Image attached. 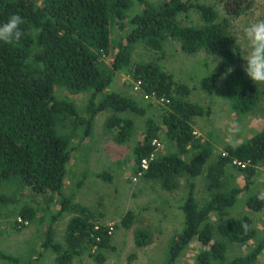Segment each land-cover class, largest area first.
<instances>
[{
    "label": "trees",
    "instance_id": "1",
    "mask_svg": "<svg viewBox=\"0 0 264 264\" xmlns=\"http://www.w3.org/2000/svg\"><path fill=\"white\" fill-rule=\"evenodd\" d=\"M224 1L230 16H238L252 5V0ZM194 12L199 13L201 25L180 22L181 14L191 18ZM14 13L21 15L25 23L19 40L0 43V183L20 180L41 199L46 212L56 196H61L60 209L51 214L39 256L52 249L57 253V264H72L76 256L87 250L99 253L109 247L111 227L98 224L88 206L63 193L73 142L71 135L60 132L59 127L64 123L81 129V139H87L93 136L96 116L108 110L115 113L107 121L114 141L128 142L135 125L131 115L145 116L147 109L131 96L105 92L116 75L128 69L145 94L164 104L158 119H147L144 138L135 145L137 168L142 159L156 154L140 178L159 181L170 191L178 188L181 174L192 179L181 206V229L170 244L168 264H175L194 241L204 247L197 256V264H261L264 237L246 255L230 260L227 256L230 244L245 245L259 233L256 223L264 219L260 192L250 196L249 211L242 217L215 223L212 216L233 207L238 195L257 183V166L264 162V126L246 141L227 146V151L213 162L211 144H205L187 160L183 155L196 138L193 119L210 114V109L189 101L190 86L167 70L158 58L134 61L140 44L164 58L169 40L177 41L181 50L190 55L202 51L216 55L220 58L218 68L201 79L202 90L213 95L221 85L237 115L250 113L260 102V90L239 65L242 51L231 33L230 18L221 20L214 6L199 0H0V22ZM116 32L118 38H114ZM109 57L113 58L111 62L106 61ZM61 90L90 94V99L80 106L73 98L61 95ZM155 140L171 144L174 150L159 154ZM236 159L248 165L235 166ZM230 167L244 175L243 188L223 190ZM97 174L106 181L110 178L106 172ZM202 175L212 193L199 203L195 181ZM21 198L22 194H1L0 203L16 204ZM65 212L73 214L66 242H56L53 226ZM18 213L15 227L22 229L36 218L38 210L23 205ZM134 217L135 212L129 210L122 225L131 227ZM150 240L147 231L137 233L139 247L151 243ZM97 256L104 261L102 254ZM0 260L36 264L33 260L23 262V256L1 249Z\"/></svg>",
    "mask_w": 264,
    "mask_h": 264
},
{
    "label": "rangeland",
    "instance_id": "2",
    "mask_svg": "<svg viewBox=\"0 0 264 264\" xmlns=\"http://www.w3.org/2000/svg\"><path fill=\"white\" fill-rule=\"evenodd\" d=\"M199 1L214 6L219 11L221 20L230 18L231 33L235 35L236 44L243 54L244 29L250 23L264 20V0H252L250 9L238 16H230L227 13L224 0ZM179 19L185 25L203 23L198 12H194L191 18L181 14ZM116 34L117 32L115 37L113 35L114 38H118ZM165 49V57L159 58L145 44H140L134 53V61L139 63L158 58L157 60L167 70L190 86L189 101L210 109V114L193 119L196 138L189 146V152L183 155L185 159H192L205 144H211L213 162L219 154L227 151V146L246 141L264 126V83L255 84L250 79L260 90V102L252 112L237 115L232 110L230 101L224 97L221 85L216 87L213 95H208L201 88V79L218 68L220 61L218 56L204 51L193 55L187 54L181 50L179 43L173 40L166 43ZM112 59L109 57L106 61L111 62ZM239 65L244 68V61L241 60ZM109 91L133 97L147 109V113L145 116L131 115L135 122L134 130L132 137L125 144L114 141L107 121L115 113L108 110L96 116L93 136L87 139H81V132H79L81 129L75 130L71 125H64V123L59 127L60 132L71 135L73 142L63 193L88 206L95 214L94 220L98 224H106L114 228L109 247L101 249L99 253L94 252L95 249L87 250L82 255L76 256L72 264H168L170 244L175 234L180 231L182 222L176 214H173L172 219L168 216L166 219L163 212L164 205L171 202L173 205H180L182 209L181 206L186 199L192 179L188 180L186 175L181 174L178 178V188L171 191L164 189L159 181H147L143 177L137 181L132 180L137 168L134 159L135 145L144 138L147 119H158L161 115V106L164 104L155 97L145 94L139 84L133 81L128 69L116 75L111 84L106 87L105 92ZM59 93L73 98L80 106H85L90 99V94H71L64 90ZM157 147L161 155L174 150L171 144L160 140H157ZM257 167L258 173L255 177L258 180L257 183L238 195L239 199L237 197L233 207L215 214L212 218L213 222L217 223L224 218L242 217L249 211L250 196L264 192V162ZM101 172L108 173L109 180L99 177L97 173ZM195 182L198 201L203 203L210 197L212 191L208 188L204 175L198 177ZM245 183V177L239 169L230 167L224 178L223 190L226 191L235 186L243 188ZM1 194H22V201L16 204L0 203V249L10 254L23 256V262L33 260L36 264H57V253L52 249H46L40 256L39 251L42 250V242L51 224V214L60 209L61 196H56V200L50 204V211L46 212L41 199L18 179L0 183ZM23 205L37 208L38 214L22 229H16L18 210ZM129 210L135 212V217L131 227L127 228L122 225V219ZM72 217L71 212H65L54 224V241L66 242V230ZM256 227L259 233L245 245L230 244L227 254L229 260L246 255L264 237V219L258 221ZM140 230L147 231L151 236V243L143 247H139L136 243V236ZM217 237L220 235L218 234ZM203 248L199 242L194 241L176 259L175 264H197V256ZM98 254H102L104 261L99 260ZM260 262L264 264V251L260 256ZM0 264L12 263L0 260Z\"/></svg>",
    "mask_w": 264,
    "mask_h": 264
},
{
    "label": "clouds",
    "instance_id": "3",
    "mask_svg": "<svg viewBox=\"0 0 264 264\" xmlns=\"http://www.w3.org/2000/svg\"><path fill=\"white\" fill-rule=\"evenodd\" d=\"M24 23V18L15 13L9 15L6 21L0 22V43L10 44L19 40ZM244 40L245 48L240 55L244 61L246 75L255 84L264 83V20L250 23L244 29ZM258 198L264 200V192H261Z\"/></svg>",
    "mask_w": 264,
    "mask_h": 264
},
{
    "label": "built area",
    "instance_id": "4",
    "mask_svg": "<svg viewBox=\"0 0 264 264\" xmlns=\"http://www.w3.org/2000/svg\"><path fill=\"white\" fill-rule=\"evenodd\" d=\"M153 143L157 145V140H155ZM155 156H156V154H152L151 158L142 159L140 165L137 168V171L135 172L134 176L132 177L133 181H137L143 175V173L150 167V162L155 158ZM233 164L238 166V167H242V168H245L248 165L247 162H243V161L237 160V159L233 161ZM110 227L111 228L109 230V233L112 234L114 231V228L112 226H110Z\"/></svg>",
    "mask_w": 264,
    "mask_h": 264
},
{
    "label": "crops",
    "instance_id": "5",
    "mask_svg": "<svg viewBox=\"0 0 264 264\" xmlns=\"http://www.w3.org/2000/svg\"><path fill=\"white\" fill-rule=\"evenodd\" d=\"M69 167V166H68ZM197 199H198V197H197ZM238 199H239V196H238ZM172 201H173V199H171ZM199 200V199H198ZM166 202H167V200H166ZM201 203V202H200ZM168 204V205H167ZM167 205V206H166ZM172 205V206H171ZM166 206V207H165ZM246 211V210H245ZM244 211V213H246ZM164 217H165V215H166V219H167V216L169 217V219H172L171 217L173 216V214H176V216H178V218H179V220L181 221V222H183L182 220H183V218H184V213H183V211H182V209H180V205H173V204H171V202H168V203H166L165 205H164ZM162 216V215H161ZM243 216V215H242ZM214 216H212V218H213ZM162 218H163V216H162Z\"/></svg>",
    "mask_w": 264,
    "mask_h": 264
}]
</instances>
